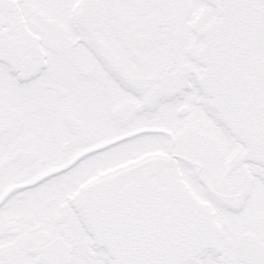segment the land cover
I'll use <instances>...</instances> for the list:
<instances>
[{
    "label": "snow or ice",
    "instance_id": "obj_1",
    "mask_svg": "<svg viewBox=\"0 0 264 264\" xmlns=\"http://www.w3.org/2000/svg\"><path fill=\"white\" fill-rule=\"evenodd\" d=\"M0 264H264V0H0Z\"/></svg>",
    "mask_w": 264,
    "mask_h": 264
}]
</instances>
